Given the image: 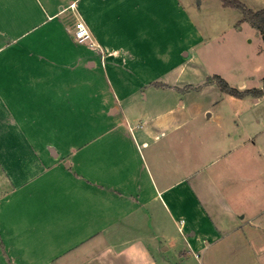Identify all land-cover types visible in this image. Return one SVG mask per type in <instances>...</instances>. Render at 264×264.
<instances>
[{
  "label": "crops",
  "instance_id": "0c3cea01",
  "mask_svg": "<svg viewBox=\"0 0 264 264\" xmlns=\"http://www.w3.org/2000/svg\"><path fill=\"white\" fill-rule=\"evenodd\" d=\"M185 1L0 0L1 74L13 78L0 88V108L23 114L34 130H0V264H56L75 253L79 259L80 249L97 238L102 245H96L85 264H169L167 252L197 258L208 240L241 238L237 228L246 227V216L229 202L226 184L215 173L203 176L181 165L178 178H173L175 172L158 177L145 152L156 146L158 156V143L176 137L193 118L179 98L193 87L184 80L191 60L184 52L200 41ZM209 1L217 12H227L221 1ZM37 9L48 20L72 10L89 27L95 48L79 44L74 33L70 40L31 36ZM54 26L48 37L60 30L61 22ZM67 40L73 44L65 53ZM64 54L91 76L106 74L114 95L104 118L86 120L92 128H105L89 144L69 150L56 142L74 139L64 127V106L66 95L82 89L83 83L69 82L77 69L63 61ZM168 54L178 63L168 69L157 66ZM239 89L247 87L242 83ZM161 95L167 100L155 101ZM165 102L168 107L155 114ZM83 124L79 119L71 126L78 131ZM183 136L175 138L171 151H178ZM31 142L43 146L36 149ZM176 228L179 235L173 232ZM231 247L237 249L236 244Z\"/></svg>",
  "mask_w": 264,
  "mask_h": 264
},
{
  "label": "rangeland",
  "instance_id": "374dc122",
  "mask_svg": "<svg viewBox=\"0 0 264 264\" xmlns=\"http://www.w3.org/2000/svg\"><path fill=\"white\" fill-rule=\"evenodd\" d=\"M240 1L255 12L264 10V0ZM185 3L190 4L189 9L195 19L200 41L194 42L193 46L184 52H189L191 57L184 80L188 81L187 85L193 87L187 88L185 94H181L179 98L190 107L193 118L185 128L177 132L176 137L165 138L158 143L160 147L158 156H155L156 146L148 148L145 152L158 177L162 173L167 176V173L175 172L173 178H178L176 168L182 169L181 165L199 171L203 176L215 173L218 180L223 185L226 184L224 193L229 202L237 213L246 216V227L237 228V234L241 238L222 236L219 242L208 240L207 248L196 252L201 256L200 260L192 255L189 258H180L179 253L174 255L172 251L167 252L171 260L169 264H264V249L261 248L264 246V97L259 98L258 102L252 96L236 98L223 93L220 86L211 81L214 76H220L235 88H239L242 83L251 90L263 88L264 39L251 23L243 21L244 16L237 8L228 7L227 12L222 9L220 13L214 10L213 3L209 0H186ZM47 18L43 10L35 11L34 22L29 28V32L33 34L31 36H37L43 41L55 36L58 39L73 38L77 19L72 10L65 11L55 20ZM59 21L60 30H53V34L48 37L47 32H50ZM72 44V41L67 40L62 46V51L68 53ZM53 48L55 46L51 45L50 49ZM184 53L182 56L189 58ZM64 56L63 61L77 69L76 74L72 78L69 77V82L72 79L75 84L83 83L82 89L78 87L77 92L66 95L68 104L64 106L67 124L64 127L74 139L56 142L57 145L61 144L64 149L69 150L89 144L98 130L105 128L101 124L92 128L86 124V120L92 116V120L97 123L99 119L104 118L103 111L114 95L105 81H109L106 74L103 77L97 72V75L91 76L88 71L78 68L74 57L66 54ZM159 61L157 66L167 69L178 63V60L172 59L169 54ZM57 62L60 63L59 60ZM3 69L5 68L0 67V88L3 84H11L13 79L12 75L4 77L1 74ZM162 99L167 100L161 95L155 101L160 102ZM91 101H94L93 104ZM168 105L165 102L164 106L156 109L155 114L162 112L160 110L166 109ZM53 107L58 110L59 106ZM2 108L3 106L0 108V130L10 133L17 127L20 134L34 132L27 119L22 118L23 114L18 115L16 110ZM26 111L24 110L25 113ZM139 116V112L134 114L135 118ZM13 117L16 118L14 122ZM79 119L84 121V124L78 126V131H75L71 125ZM178 134L184 135L181 139L186 140L184 143L181 142L180 147L178 146V151H171L172 148H176L175 138L180 137ZM9 143L12 142L4 141L5 145ZM31 143L32 145L36 143V149L43 146V142ZM20 144L27 145V142ZM179 157L182 158L181 162L175 159ZM222 173L223 177H220ZM0 176L4 177L1 171ZM164 227L171 232L167 226ZM174 230L179 235L177 228L173 229V232ZM101 242L102 238L88 242L80 249L79 259L75 253L56 264H85L83 261L95 253L96 245L101 246ZM182 243V248L185 249L183 240ZM231 244H236L237 249L231 247Z\"/></svg>",
  "mask_w": 264,
  "mask_h": 264
},
{
  "label": "trees",
  "instance_id": "16d2710c",
  "mask_svg": "<svg viewBox=\"0 0 264 264\" xmlns=\"http://www.w3.org/2000/svg\"><path fill=\"white\" fill-rule=\"evenodd\" d=\"M219 1H221L223 6L225 7L239 9L244 16L243 21L251 23V25L260 32V34L264 39V10L255 12L250 8H248L240 0H219ZM211 81L216 82L220 86V89L223 93L236 98L241 99L246 96H252L254 98L264 97V85L263 88L261 89H252V90L247 89L242 91L239 88L230 86V84L220 76H214Z\"/></svg>",
  "mask_w": 264,
  "mask_h": 264
},
{
  "label": "built area",
  "instance_id": "2783aa9c",
  "mask_svg": "<svg viewBox=\"0 0 264 264\" xmlns=\"http://www.w3.org/2000/svg\"><path fill=\"white\" fill-rule=\"evenodd\" d=\"M70 8L75 10L76 4L75 3L71 4ZM74 38L79 44H83V45L88 44V47H90L91 49L95 48V43L93 41V35L89 27L87 26V24L82 18L77 19V22L75 24ZM184 223L185 221H181V227H180L181 232L183 230ZM261 248L264 249V246H262ZM196 257L199 258L200 256L196 254Z\"/></svg>",
  "mask_w": 264,
  "mask_h": 264
}]
</instances>
